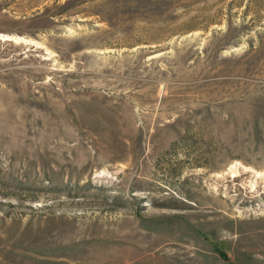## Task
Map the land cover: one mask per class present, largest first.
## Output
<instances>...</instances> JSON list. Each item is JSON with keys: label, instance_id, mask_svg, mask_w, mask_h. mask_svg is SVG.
<instances>
[{"label": "rangeland", "instance_id": "374dc122", "mask_svg": "<svg viewBox=\"0 0 264 264\" xmlns=\"http://www.w3.org/2000/svg\"><path fill=\"white\" fill-rule=\"evenodd\" d=\"M0 264H264V0H0Z\"/></svg>", "mask_w": 264, "mask_h": 264}, {"label": "water", "instance_id": "95a60500", "mask_svg": "<svg viewBox=\"0 0 264 264\" xmlns=\"http://www.w3.org/2000/svg\"><path fill=\"white\" fill-rule=\"evenodd\" d=\"M115 173H116V174H119V173H120V171H116Z\"/></svg>", "mask_w": 264, "mask_h": 264}]
</instances>
